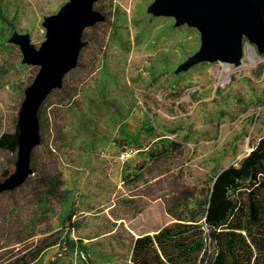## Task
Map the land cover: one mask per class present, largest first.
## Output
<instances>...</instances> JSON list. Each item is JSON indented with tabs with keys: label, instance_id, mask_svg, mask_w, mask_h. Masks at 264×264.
I'll return each mask as SVG.
<instances>
[{
	"label": "rangeland",
	"instance_id": "obj_1",
	"mask_svg": "<svg viewBox=\"0 0 264 264\" xmlns=\"http://www.w3.org/2000/svg\"><path fill=\"white\" fill-rule=\"evenodd\" d=\"M65 1L0 0V134L17 125L38 70L8 38L14 30L29 33L39 47L43 17ZM151 1L98 0L107 17L84 30L79 66L65 75L76 92L62 102L59 92L45 98L51 129L34 148L36 163L59 171L63 184L46 207L32 196L35 175L0 194V264L58 232L66 239L44 251L43 264H131L134 238L173 222L169 210L200 218L197 202L213 176L264 136V55L254 45L251 54L244 39L236 68L200 62L175 73L200 35L148 13ZM16 157L0 149V174L14 170ZM66 212L74 222L68 233L60 225ZM29 233L35 235L14 243Z\"/></svg>",
	"mask_w": 264,
	"mask_h": 264
},
{
	"label": "trees",
	"instance_id": "obj_2",
	"mask_svg": "<svg viewBox=\"0 0 264 264\" xmlns=\"http://www.w3.org/2000/svg\"><path fill=\"white\" fill-rule=\"evenodd\" d=\"M97 2L94 7L102 11L106 19L107 14ZM0 19L6 20L2 13ZM80 58L81 52L77 66ZM69 90L76 92L67 87L64 77L62 87L54 89L49 95L59 92L62 102L73 95ZM43 103L38 110L40 144L45 141L51 129L50 118ZM18 133L16 124L13 131L1 133L0 149L15 153ZM35 149L31 154L33 174L17 189L31 184L32 175H35L39 191H34L32 196L39 205L46 207L48 198L55 195L63 184V178L48 163H36ZM9 173L10 170L5 168L0 174V180ZM211 182L205 196L197 202V205L202 206L201 217L197 218L191 211L185 217L169 210L175 219L173 222L153 234L133 239L131 264H264V136L237 165L223 168L213 176ZM71 214L66 212L60 219L61 228L66 229L67 233L74 228ZM34 235L29 233L20 236L14 243L27 241ZM62 239L65 240L66 236L62 237L60 232L46 237L6 264H43L41 257L44 251L60 244ZM47 264L54 263L49 261Z\"/></svg>",
	"mask_w": 264,
	"mask_h": 264
},
{
	"label": "water",
	"instance_id": "obj_3",
	"mask_svg": "<svg viewBox=\"0 0 264 264\" xmlns=\"http://www.w3.org/2000/svg\"><path fill=\"white\" fill-rule=\"evenodd\" d=\"M97 0H67L52 14L43 17L45 39L39 47L29 33L14 30L9 43L17 45L22 62L38 66L32 82L24 89L18 117L15 168L0 180V194L13 190L33 174L31 154L40 144L38 110L45 98L62 87L65 75L77 66L86 44V28L103 22L105 15L94 7ZM146 11L155 17H172L174 26L197 29L200 45L175 68L179 73L200 62L240 66L244 39L264 55V0H152Z\"/></svg>",
	"mask_w": 264,
	"mask_h": 264
},
{
	"label": "bare ground",
	"instance_id": "obj_4",
	"mask_svg": "<svg viewBox=\"0 0 264 264\" xmlns=\"http://www.w3.org/2000/svg\"><path fill=\"white\" fill-rule=\"evenodd\" d=\"M250 46V45H249ZM250 47H252V46H250ZM250 52H251V54L254 52V49H253V47L252 48H250V50H249Z\"/></svg>",
	"mask_w": 264,
	"mask_h": 264
}]
</instances>
